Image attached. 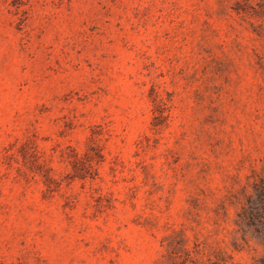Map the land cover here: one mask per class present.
Here are the masks:
<instances>
[{
	"label": "rangeland",
	"instance_id": "rangeland-1",
	"mask_svg": "<svg viewBox=\"0 0 264 264\" xmlns=\"http://www.w3.org/2000/svg\"><path fill=\"white\" fill-rule=\"evenodd\" d=\"M0 264H264V0H0Z\"/></svg>",
	"mask_w": 264,
	"mask_h": 264
}]
</instances>
